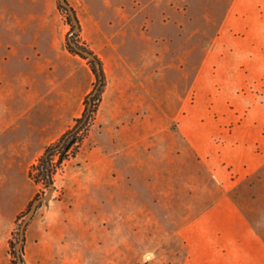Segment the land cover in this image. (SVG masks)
<instances>
[{
  "label": "rangeland",
  "instance_id": "374dc122",
  "mask_svg": "<svg viewBox=\"0 0 264 264\" xmlns=\"http://www.w3.org/2000/svg\"><path fill=\"white\" fill-rule=\"evenodd\" d=\"M232 1L0 0V264H165L186 249L180 230L218 193L210 144L231 130L209 53ZM76 33L108 85L77 156L28 210L43 187L31 165L94 87L88 59L66 46ZM248 181L239 195L257 192ZM250 181L264 193V172ZM244 208L264 227V207Z\"/></svg>",
  "mask_w": 264,
  "mask_h": 264
},
{
  "label": "crops",
  "instance_id": "0c3cea01",
  "mask_svg": "<svg viewBox=\"0 0 264 264\" xmlns=\"http://www.w3.org/2000/svg\"><path fill=\"white\" fill-rule=\"evenodd\" d=\"M209 61L215 77L225 79L218 90L215 81L212 92L231 126L210 144L209 168L218 193L182 227L186 249H169L165 264H264V227L244 208L264 207L259 183L250 181L264 172V0L232 1L210 42ZM220 99L226 104L217 105ZM60 126L53 141L68 129ZM243 180L257 190L254 195H239ZM208 239L215 244L208 245Z\"/></svg>",
  "mask_w": 264,
  "mask_h": 264
},
{
  "label": "trees",
  "instance_id": "16d2710c",
  "mask_svg": "<svg viewBox=\"0 0 264 264\" xmlns=\"http://www.w3.org/2000/svg\"><path fill=\"white\" fill-rule=\"evenodd\" d=\"M65 1L67 3V0ZM58 4L62 12L63 9L68 12L66 14V21L70 24L71 29L73 30L76 27L80 28V19L74 7L70 6L71 13H69V9L64 7L63 3L59 2ZM74 36H76V39ZM79 36V33L68 35L66 38V46L71 52L78 53L88 59L96 77L94 87L85 96L83 111L74 118L73 124L55 141L50 143L45 151L31 165L29 169L30 177L35 182L41 183L43 187L40 188L35 197L29 202L28 210L31 209L36 200H40L41 203L46 191L54 186L57 173L64 169L67 161L77 156L96 121L100 101L108 85L107 71L103 58L84 41H81ZM74 40H76L75 43ZM74 44L79 45L81 51H77ZM11 246L13 248V242ZM14 264H18L17 257L14 259ZM20 264H26L22 254L20 255Z\"/></svg>",
  "mask_w": 264,
  "mask_h": 264
}]
</instances>
